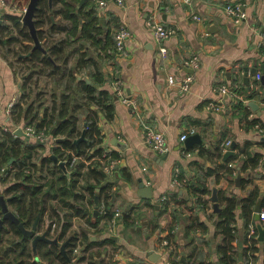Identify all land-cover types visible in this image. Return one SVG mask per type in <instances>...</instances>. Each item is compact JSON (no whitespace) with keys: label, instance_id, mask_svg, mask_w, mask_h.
Segmentation results:
<instances>
[{"label":"crops","instance_id":"obj_1","mask_svg":"<svg viewBox=\"0 0 264 264\" xmlns=\"http://www.w3.org/2000/svg\"><path fill=\"white\" fill-rule=\"evenodd\" d=\"M124 2V6H119L111 0L105 9L98 10V14L103 18L104 34L108 30L114 34L118 24L126 25L131 30L132 36L126 45L128 56L118 57L115 50L112 58L107 57L104 51H101V56L98 57L97 47L90 44L85 46L82 52H87L90 57L98 60L103 79H98L100 82H97L96 76L90 70H79L76 73L77 80L72 84V97L68 101L69 113L78 115L80 120L83 106L88 102L91 103L90 108L100 115V126L104 135V154L118 155L115 169L109 176L107 175L114 181L113 193L116 197L114 208L124 212L131 204H138L143 213L139 224L135 227L126 230L120 227L118 234L112 235L117 236V244L115 247L109 246L104 256L109 264H169V262L194 264L189 260L192 254L191 239L187 237L184 227L188 223L186 218H189L191 212L177 205L172 195L178 192L189 199L190 194L183 187L177 189L173 186L174 171L180 168L182 173L196 182L202 172L201 166L214 167L215 158L212 159L210 156L214 157L217 146L221 144L223 149V144L228 140L232 143L236 142V147L243 148L246 144H251L250 151L261 152L264 157V147L259 143L264 136L256 128L247 130L243 127V110L233 106V99L236 96L234 92L232 95H223L220 92L222 86L232 89L238 86L248 92L253 89L259 90L260 97L253 101L258 104L264 123V84L257 76L259 73L264 75V53L261 48L264 34V0H191V4H186L184 0H124ZM237 3L243 4V9L247 13V19L240 25H237L233 17L226 12L227 5ZM1 10L7 8H0V12ZM193 12L201 15L204 21L198 22L193 19ZM151 19L175 28L176 34L171 38L158 40L149 26ZM163 47L168 50L166 56L161 54L160 50ZM195 55L201 59L200 69L193 72L195 79L191 90L188 93H181L183 77L192 73L188 71L192 69L184 66V62ZM245 68H248L249 73L248 84L245 82ZM253 69H257L258 73L253 75ZM26 77L27 75L24 77L19 75L10 60L0 54V136L6 128L7 132L14 131L15 135L19 136L17 132L27 124L24 120L16 122L15 109L12 116L7 113L8 104L17 96L20 97L17 104L20 102L23 94L22 83ZM117 80L126 94L139 102L142 120L138 119L131 108L116 95L114 84ZM39 82V87L35 88L28 99L29 103L36 99L39 92H45L41 98L46 105L51 104L54 100L52 97L54 90L57 93V103L62 102L64 89L52 83L48 85L43 80ZM85 84L96 86L97 90L114 95L115 113L112 120L105 117L97 103L89 100L90 96L84 87ZM238 97L243 99L247 94L244 92ZM212 105H216L218 109H212ZM24 106L27 105L24 103ZM252 112L256 117L259 116L258 112L253 110ZM143 124L151 125L167 136L170 146L167 154L155 152L145 142ZM193 127H196L197 132L201 134L202 145L207 148L210 156H201L197 151L190 157L183 153L187 148L185 142L181 140V135ZM20 137L27 142H37L29 140L24 135ZM199 145L195 144L192 148L197 150ZM40 153L50 154V148L47 146L46 149L40 150ZM223 153L226 152L223 150ZM145 166L148 167L146 172L143 170ZM124 171L132 175V181L125 180ZM256 172L260 174L255 176L252 173L253 185L246 190H242L241 186L238 187L236 182L231 184L228 179L222 178L219 185H215L220 187L219 195L225 192L244 197L251 189L258 187L263 198L264 169L260 168ZM248 174V172L242 173L243 177L249 176ZM2 179L3 177L0 178V195L8 199L7 204L13 211L14 207L9 203L10 197L4 193L6 185ZM90 182L95 181L91 179ZM141 182L145 185L146 182H151L152 199L143 198L139 194ZM212 182L215 184L214 181ZM81 185H86L84 179ZM84 192L88 194L87 191ZM164 194L170 196V208L157 219L156 216L160 211L149 204L156 205ZM95 208L96 206L94 210ZM210 208L198 214L202 221L209 224V232L202 235L198 231L196 238L212 239L211 245L203 244L199 239L197 242L201 250L210 255L207 261L215 262L216 246L221 237L214 236L216 216L210 219L214 210L213 203L210 204ZM173 209L182 210L184 216L180 220L183 226L174 234L172 243L175 253L171 255L163 253L160 239L169 233ZM238 216L237 243L243 248L246 229L243 228L244 221L240 211ZM155 220H158L161 229L150 235ZM6 221L3 227H0V257L1 254L9 253L11 247L15 252L20 251V248L11 244L14 240L13 234L8 232L10 225ZM102 227L103 225L100 228ZM46 228L43 223L38 226V232L43 233ZM86 228L84 219L79 217L74 219L73 231L81 233ZM88 231L93 241L111 235L106 230L96 232L94 229H89ZM30 246L33 248L31 241ZM86 246L87 243L81 246L80 251ZM261 252H263L262 248ZM182 255L189 263L182 261ZM110 258L116 263L110 262ZM242 262L243 260L241 264H244Z\"/></svg>","mask_w":264,"mask_h":264},{"label":"trees","instance_id":"obj_2","mask_svg":"<svg viewBox=\"0 0 264 264\" xmlns=\"http://www.w3.org/2000/svg\"><path fill=\"white\" fill-rule=\"evenodd\" d=\"M11 1L29 3L30 0ZM79 2L80 0H39L34 21L43 48H35L32 35L23 24V13L7 10L0 12V48L18 56L21 64L20 73L22 77L27 75L22 83L23 94L15 107L16 122L24 120L27 124H39L40 130L52 133L57 140H63L56 141L54 147L50 148V154H41L40 150L46 149V144L27 142L12 132L3 131L0 136V166L9 168L7 175L2 179L6 185L4 193L10 197L9 203L14 207L13 211L26 228L31 229L40 217L38 226L44 223L47 227L45 232L50 238H58L61 243L68 242L67 256L61 252L59 245H51L45 241L38 242L37 253H34V248L30 246L31 239L24 238L18 226L8 220L6 221L10 225L8 232L13 234L14 239L11 244L13 247L20 248V251L15 252V249L11 247L9 253L1 254L0 264L12 262L16 264H109L104 255L107 254L109 246L115 247L117 244L112 235L93 241L88 230L107 231L115 215V208H110L114 181L108 176L105 177L101 170H104L110 160H116L118 155L104 154V135L100 126V115L90 108L91 103L88 102L83 106L82 121L78 115L69 113L68 103L72 97V84L77 80L76 73L79 70H90L96 76L97 82H100L98 79H103L98 60L90 57L87 52H82L85 46L90 44L97 47L98 57L101 56V51H104L107 57L112 58L115 53V39L111 30L104 34L103 18L99 16L92 0L87 1L80 9L77 8ZM2 56L9 59L5 54ZM11 65L14 66V63L11 62ZM39 80L64 89L60 104L57 103L55 90L51 104L46 105L41 98L45 92H39L36 99L29 103L28 99L35 88L39 87ZM84 87L90 96L89 100L97 103L105 117L112 120L115 113L114 95L99 91L96 86L90 84H85ZM233 92L237 95L244 92L247 94L246 98L241 99L235 96L233 99V106L243 110V127L249 130L261 124L264 128L261 115L251 118L254 112L244 102L259 98L260 91L253 89L248 92L235 86ZM193 128L196 129V127ZM54 130H56L55 133ZM83 132H85V138L78 145L76 140L83 135ZM196 133H199L197 129ZM259 143L264 147V138ZM250 147L251 144H246L243 148L237 146L236 154L226 162L223 161L224 153L221 144L217 146L214 157L210 156L204 145H199L197 150L185 149L184 151L188 153L197 151L201 156L208 155L212 159L215 158V166L208 168L201 166L202 172L196 182L183 173V178L187 179L184 187L189 192L190 198L176 192L172 194L176 204L189 207L192 198H195L200 207L199 212L211 209L210 198L213 185H219L222 178L235 184L234 173L236 171L238 174L249 173V176L243 177L241 181L242 190L253 185L252 173L255 176L259 175L260 173L256 171L260 168L264 169V164H261L262 153L252 152ZM51 155H55L60 161L67 162L70 175L63 171ZM74 158L78 160L72 167L71 163ZM232 162L239 163L236 167H232L230 166ZM123 177L129 182L132 181V175L127 171L123 172ZM83 179L86 181L85 186L81 185ZM91 179L95 182L91 183ZM212 181L215 184H212ZM96 196H99L98 214L94 212ZM261 199L264 208V197L261 198L258 187L251 189L244 197L237 194L220 193L221 212L216 214L213 210L210 215V219L218 215L214 236L221 237L216 246L217 260L215 262L207 261L210 255L201 250L197 242L199 239L203 244L211 245L212 239L196 238L198 231L202 235L209 232V224L201 220L199 212L195 215L191 213L189 218H186L188 219L187 225L184 226L187 237L191 239L192 254L189 260L194 264H241V260L246 261L245 257L249 249L259 252L262 248V263L264 264V241H260L258 237L249 240L247 234L249 224L254 220L257 203ZM170 204V201L161 204L157 219L169 211ZM149 206L157 209L154 204L150 203ZM239 211L244 221L243 228L246 229L244 244L248 245L247 248H242L236 240ZM142 215L140 206L131 204L122 212L119 220L120 226L125 230L135 227L139 224ZM183 216L182 210L173 209L172 222L166 237L170 241L174 238L173 230L178 225L183 226L180 223ZM77 217L84 219L87 231L83 230L79 233L72 230L74 219ZM153 224L150 235L161 229L158 220L153 221ZM101 225H103L102 228H100ZM85 243H87L86 248L75 253V248ZM258 244L261 248L257 246ZM174 253L172 251L171 255ZM33 258L36 259L33 260ZM181 259L185 261L183 255ZM110 262L116 263L112 258Z\"/></svg>","mask_w":264,"mask_h":264},{"label":"built area","instance_id":"obj_3","mask_svg":"<svg viewBox=\"0 0 264 264\" xmlns=\"http://www.w3.org/2000/svg\"><path fill=\"white\" fill-rule=\"evenodd\" d=\"M110 1L111 0H92V3L96 6L97 10H101V9L103 10L108 6ZM112 1H115L119 6L125 5L124 0H112ZM184 2L186 4H191V0H184ZM0 8L2 9L9 8L11 9L12 12H21L23 14L25 13V10H26V9L20 10L15 6L13 7L9 6L7 0H0ZM226 12L233 17L237 25L242 24L247 19V13L243 9V4H240V3L229 4L226 6ZM192 17L198 22L204 21L203 17L197 13L193 12ZM149 26L153 30L155 37L158 40L168 39V38L173 37L176 34L175 28L169 27L161 22H158L155 19H151L149 21ZM131 36H132L131 30L126 25L119 24V26L116 28L114 32L115 50H116V55L118 57L126 58L128 56L126 45H127V41L131 38ZM261 48L264 53V34L262 37ZM160 51H161L162 56H166L168 54L167 48L163 47L161 48ZM200 64H201V59L198 55L190 57L184 62V66L191 68L194 72L200 69ZM257 76L259 79H261L263 75L262 73H259ZM194 79H195V75L193 73H188L183 77L181 81V93H188L191 90ZM114 88H115V93L118 96V98L121 99L125 105L131 108V110L135 113L138 119L142 120L141 111L139 109V102L133 97L128 96L126 94L119 80L115 81ZM220 92L223 95L224 94L232 95L233 89L228 86H222L220 88ZM234 94L238 96L236 93ZM19 98L20 97L17 96L14 100H12L8 104L7 113L9 114V116H12ZM244 102L249 107V101L245 100ZM211 108L218 109L216 105H212ZM255 117H256L255 113H252L251 118H255ZM22 127L24 131V136H26V138H28L29 140L31 139L36 140L37 142L44 143L47 146H50L51 148L54 147L56 143V137H54L52 133L46 132L44 130H40L39 127H37V125L35 124H25ZM142 128H143L145 142L155 152L160 153V154H167L170 151V146L168 143L167 136L162 131H159L155 127L148 125V124H143ZM255 128L259 130V132L264 136V128L261 126V124H257ZM6 131H8L7 128H6ZM195 133H196V129L190 128L187 132L182 133L181 140L185 142L190 135L195 134ZM13 134H15L14 131H13ZM231 144H232L231 140H228L223 144L224 152H227L230 149ZM183 153L188 157L193 155V153H188L185 151ZM77 160H78L77 158L73 159L71 163L72 167ZM116 163H117L116 160H110V162L105 166L104 171L106 172L108 176L115 169ZM261 164H264V157L261 160ZM230 166L235 167V163L230 164ZM8 169H9L8 167L0 166V178L2 177L4 178L7 175ZM143 170L145 172L148 171V167L145 166ZM234 174H235V177L238 176L237 171ZM186 183H187V179L183 178V173L181 169L176 168L174 171L173 186L177 189H180L181 187L185 188L184 185ZM146 184L150 186L151 182H146ZM169 199H170L169 194H164L161 197L159 204L161 205L162 203L169 201ZM255 214L256 213L254 212V220L249 224V227L247 230L249 240H252L253 238H256V237L259 238L258 221L255 220ZM121 217H122V212L119 209H115V215L113 219L110 221L108 225V230H107L111 235L118 234V230L121 227L120 226L121 223L119 221ZM259 222H261L264 225V208L260 212ZM179 229H180V225H178L177 228L173 230V232L176 233ZM166 237L167 235L162 237L163 239L161 238L162 240H160V246L163 249V253L172 254V251H174L175 247L172 241H170V239ZM257 246L260 247L261 245L258 244ZM247 247L248 245L246 244L243 245V248H247ZM80 249H81V246H78L77 248H75L74 250L75 253H79ZM262 257L263 255L261 251L253 252L251 249H249L248 255L245 257L246 261H244L245 263L244 262L242 263L244 264H263L262 259H261ZM169 264H172V262H169Z\"/></svg>","mask_w":264,"mask_h":264},{"label":"water","instance_id":"obj_4","mask_svg":"<svg viewBox=\"0 0 264 264\" xmlns=\"http://www.w3.org/2000/svg\"><path fill=\"white\" fill-rule=\"evenodd\" d=\"M89 1V0H80L77 8L80 9L81 7L84 6V4ZM39 0H30L29 4L27 5V8L25 10V13L23 14V24L24 26H26L31 35L32 38L34 40L35 43V48H43L41 45V42L38 38L37 35V28L35 26V21H34V15H35V11L36 8L38 6ZM54 19V17H53ZM246 69V76H245V82L248 84L249 83V73H248V68ZM189 72H194L192 70H188ZM258 73L257 69H253L252 70V74L255 75ZM261 82L264 84V75L261 77ZM249 106L251 107V109L255 112H258L259 115H261L260 112V108L258 106V104H256V102L254 101H250L249 102ZM37 127H39V124L37 125ZM56 130H54L55 133ZM17 135L19 136H23L24 135V131L23 129H19V131L17 132ZM85 138V132H83V135L76 140V144H80V142L82 140H84ZM58 142L63 141L62 139H58ZM195 144H203V138L201 136L200 133H195L192 134L188 137V139L185 141V145L187 149H190L192 147L195 146ZM236 142H233L230 150L228 152H226L224 154L223 157V161L226 162L228 161L233 155L236 154ZM51 158L57 163L59 164V166L63 169V171L70 175V171L68 170L67 167V162L66 161H60L55 155H51ZM13 161V160H12ZM101 172L103 173V175L105 177H107V174L104 170H101ZM243 179V175L241 173L238 174V176L235 178V182L236 185L239 187L241 186V181ZM98 191H100V189H98ZM219 192H220V187L217 186H213V192H212V196H211V202L213 203V208H214V212L216 214H219L221 212V206H220V200H219ZM139 194L141 195V197L146 198V199H152L153 198V188L151 186H147L145 185V183L141 182L139 185ZM115 193H112V200L110 202V208L114 207V203H115ZM8 199L4 196V195H0V206H1V211H2V217H0V227H3L4 222L6 220L11 221L12 223L16 224L19 228V230L23 233L24 238H28L31 239L33 248H34V252L37 253V245L39 241H45L51 245H59L60 246V250L62 253H64V255L67 256V244L68 242L65 243H61L59 242L58 238H50L46 232L43 233H39L38 232V222L40 217L38 218V220L35 222L34 226L32 227V229H28L25 227L24 223L20 221L19 217L16 215V213L12 210H10L8 204H7ZM95 214L99 213V196H96L95 198ZM156 208L159 211L161 208V205L159 203L156 204ZM263 209V200H259L257 203V206L255 208V220L258 221V232H259V240L260 241H264V225L259 222L260 221V212ZM218 220V215H216V221ZM113 239L116 240L117 236H113ZM154 254V253H152ZM155 255V254H154Z\"/></svg>","mask_w":264,"mask_h":264},{"label":"rangeland","instance_id":"obj_5","mask_svg":"<svg viewBox=\"0 0 264 264\" xmlns=\"http://www.w3.org/2000/svg\"><path fill=\"white\" fill-rule=\"evenodd\" d=\"M29 3L27 2H25V1H21V2H13V1H11V0H8V5L9 6H11V7H13V6H15V7H17L18 9H20V10H24V9H26V7H27V5H28ZM7 11H9V12H11V9H9V8H7ZM0 54H2V55H7L8 56V58H9V60L11 61V62H13L14 63V67H15V71L16 72H19V75H21V71H20V67H21V64L19 63V59H18V56H16V55H14V54H12V52L11 53H9V52H6L3 48H0ZM47 85V84H46ZM55 137V136H54ZM56 141H57V138H56ZM49 148H51L50 146H48ZM192 203L189 205V207H186L185 205L184 206H182L183 208H184V210H189L192 214H197L198 212H199V206L197 205V203H196V199L195 198H192ZM191 209V210H190Z\"/></svg>","mask_w":264,"mask_h":264}]
</instances>
